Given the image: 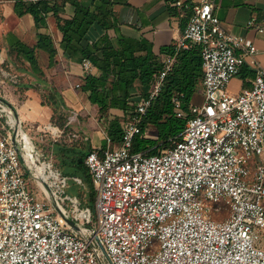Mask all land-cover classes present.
<instances>
[{
	"label": "built area",
	"instance_id": "1",
	"mask_svg": "<svg viewBox=\"0 0 264 264\" xmlns=\"http://www.w3.org/2000/svg\"><path fill=\"white\" fill-rule=\"evenodd\" d=\"M216 1L193 4L174 43L196 47L202 59V103L186 114L172 97L176 116H187L180 138L157 154L131 150L175 62L164 54L119 145L85 155L94 222L89 207L64 194L66 176L9 127L0 102V264H264V67L252 40L221 26ZM248 23L264 29L255 18ZM246 64L252 85L232 93L230 80ZM82 66L93 68L87 59ZM18 148L41 196L28 187Z\"/></svg>",
	"mask_w": 264,
	"mask_h": 264
},
{
	"label": "crops",
	"instance_id": "2",
	"mask_svg": "<svg viewBox=\"0 0 264 264\" xmlns=\"http://www.w3.org/2000/svg\"><path fill=\"white\" fill-rule=\"evenodd\" d=\"M115 1L113 9L118 19V26L116 30L108 31V34L111 37L123 35L132 39L146 40L152 43L153 52L162 58L164 54H161V48L174 45L188 21L187 8H182L181 4L178 5L176 2L188 1L193 5L199 0H176L171 3V6H174V12L168 10L167 0ZM14 3L15 0H0V70L4 76L0 77V84H5L8 80L1 64L4 62L9 63L10 66L16 64L13 56L9 55V46L17 40L33 46L36 44V32H40L50 35L58 49L53 62L50 61L47 51L42 48L36 49L42 76L31 72L26 60H17L21 65L14 66L19 67L15 69V73L20 74L21 77L11 76V86L15 90L9 89L1 96L15 110L29 142L34 144L38 154L42 155L44 160L52 164H54V158L57 160L58 153L61 154V162H73L76 158L74 151H83L87 154L90 149L118 146L119 143L108 142L107 120L99 118L98 107L91 104L87 100V95L76 87L81 83L86 71L82 63L72 62L63 54L60 48L62 35L57 28L54 15L49 13L46 17V27L36 31L33 17L30 14L17 16L14 12ZM73 13L74 7L68 2L61 16L69 18ZM215 13L224 30L252 40L258 49L255 57L264 67V29L258 32L256 25H248L252 18H255L259 24H264V0H217ZM104 32L97 23H94L85 36L86 41L93 42ZM90 73L96 76L100 74L95 67ZM253 77L252 67L248 64L243 65L240 73L230 80L229 90L232 93H239L251 87ZM39 85L54 87L63 99L64 107H61L60 112L66 121L59 123L60 126L52 122L54 119L52 107L42 104L43 92ZM20 86H23L22 89H19ZM130 92L131 99L136 102L143 96L138 85ZM202 101L203 92L199 83L190 98V103L200 104ZM112 112L118 113L117 110ZM146 136L155 138L156 128L150 126L146 130ZM63 144H67L68 147L72 144L81 146L79 150L73 146L64 148ZM83 207L88 206L83 205Z\"/></svg>",
	"mask_w": 264,
	"mask_h": 264
},
{
	"label": "trees",
	"instance_id": "3",
	"mask_svg": "<svg viewBox=\"0 0 264 264\" xmlns=\"http://www.w3.org/2000/svg\"><path fill=\"white\" fill-rule=\"evenodd\" d=\"M167 0L168 10L174 12L172 2ZM74 7V13L64 18L61 13L66 3ZM188 2V1H187ZM181 2L187 8L188 18L192 12L190 2ZM115 0H15L14 12L21 17L30 14L36 31L46 27V17L52 13L62 38L60 48L72 62L82 63L87 59L100 72L98 76L86 73L79 84V89L87 95V100L98 107L99 118L107 120V135L113 143H120L122 124L136 112L137 102L131 99L130 90L138 85L143 96H148L155 76L162 70V58L153 52L152 43L146 40L132 39L123 35L111 37L110 30H116L118 19L114 12ZM94 23L105 32L93 42L86 41V34ZM184 28L182 29V31ZM48 52L50 61L58 53L50 35L36 32V44L29 46L19 40L9 46V55L15 61L24 59L29 63L30 71L43 75L38 65L36 49ZM174 54L175 62L166 74L158 96L151 102L142 117L141 133L134 137L132 151H146L148 155L157 154L172 146V141L179 139L184 129L187 116L178 117L174 110L172 97L181 100V109L189 112L190 98L202 80V59L196 47L176 50L174 45L161 48V54ZM49 103L53 118L57 115L66 121L60 112L64 101L59 92L49 87ZM117 110L118 113H113ZM153 126L157 130L155 138L147 137L146 130ZM93 149H90L91 151ZM76 158L70 162L73 176L85 178L90 185V205L94 210L95 193L91 179L84 165L86 152L74 151Z\"/></svg>",
	"mask_w": 264,
	"mask_h": 264
},
{
	"label": "rangeland",
	"instance_id": "4",
	"mask_svg": "<svg viewBox=\"0 0 264 264\" xmlns=\"http://www.w3.org/2000/svg\"><path fill=\"white\" fill-rule=\"evenodd\" d=\"M8 59L11 60L10 57H8ZM11 61H13V60H11ZM21 63L23 64V62H21ZM15 65L16 66L17 65L20 66L21 65L20 61L19 62L16 61V64H14V66ZM14 66H10L9 63L6 64L5 62L1 64V67H2L3 71L6 72L5 77L8 80H6L7 83L0 84V97L3 96L7 92V90H9V89L15 90L11 86V84H12V82H11V78L12 77L11 76H15L16 75L18 77H21L20 74H16L15 73L16 72L15 69L19 68V67L15 68ZM22 76L25 77L26 75H22ZM0 77H4L1 74V70H0ZM23 86H20L21 88H19V89H22ZM38 87L42 88V92H43L42 101L44 103H49L48 98H46L48 96L49 92H50L49 87L46 86V85H42V86L39 85ZM52 122H54L56 125L60 126L59 123H62V118L59 119L58 116L56 115L55 118L52 119ZM63 146H64V148H72V146H73V147H76L75 149H79V147L81 145H78V144H74L73 145L72 144V145H70L71 147H68L67 144H63ZM69 163H70L69 161L61 162V154L58 153L57 160H56V158H54V164H52V165H53L54 168H56V169L58 168L62 175L66 176V185L64 187V194L68 195V196H71V197H76L79 200V202L81 204V207H83V205H87L91 209L92 221L94 222L95 221V218H94L95 217V212H94L93 208L91 206H89L90 205L89 204L90 203V200H89L90 195L89 194H90V188L91 187L88 184V181L85 180V178H81L80 177V179L82 180V183H79L75 179V177L73 176V174H74L73 173V168L70 166ZM25 177L27 179L28 187H29L30 191L33 192L35 195L41 196V192L39 191V187H38V184H37L36 179L34 178V176L31 175L29 172H25Z\"/></svg>",
	"mask_w": 264,
	"mask_h": 264
},
{
	"label": "water",
	"instance_id": "5",
	"mask_svg": "<svg viewBox=\"0 0 264 264\" xmlns=\"http://www.w3.org/2000/svg\"><path fill=\"white\" fill-rule=\"evenodd\" d=\"M0 102L2 103V105L4 107V109L2 111L4 112V114L6 116V122L9 125V127H12L15 130H19V132L22 135V140H23L22 143L23 144H30V142H28V140H27L28 137L26 138V134L22 130L20 121H19L18 117L16 116V113H15V110L13 109V107L10 104H8L5 100H3L1 97H0ZM18 150L21 153L22 164H23V167L25 168V170L33 176L36 175L33 168L28 164L26 155L22 152V150L20 148H18ZM28 152L30 154L31 151L29 150ZM65 219L74 229H80V226L78 224H76V222H74L68 218H65Z\"/></svg>",
	"mask_w": 264,
	"mask_h": 264
},
{
	"label": "bare ground",
	"instance_id": "6",
	"mask_svg": "<svg viewBox=\"0 0 264 264\" xmlns=\"http://www.w3.org/2000/svg\"><path fill=\"white\" fill-rule=\"evenodd\" d=\"M27 138V136H26ZM28 142H29V138H27ZM39 169H40V172L43 174V172L45 171L46 169V164L45 163H42L41 165H38Z\"/></svg>",
	"mask_w": 264,
	"mask_h": 264
}]
</instances>
